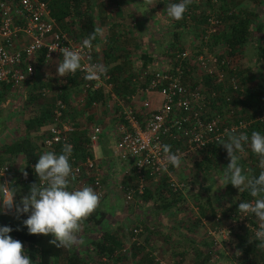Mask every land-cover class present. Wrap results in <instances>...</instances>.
<instances>
[{
    "label": "rangeland",
    "instance_id": "1",
    "mask_svg": "<svg viewBox=\"0 0 264 264\" xmlns=\"http://www.w3.org/2000/svg\"><path fill=\"white\" fill-rule=\"evenodd\" d=\"M178 2L179 0H155V3H149L148 0H88V5L91 7L95 19V29H101L100 34L94 40L98 53L97 61L107 66L108 69L113 67L115 70L117 67L118 71L115 72L118 78L125 75L132 77L139 74L148 65L158 66L163 60L162 58L171 55L169 53L172 49H168L167 45L176 41L175 46L180 45V50L186 49L192 59L198 53H212L217 56L219 53L223 54L221 58L227 62L220 67L222 71L220 90L224 91L230 87L227 84L228 69H233L234 73H232L234 77H237L236 83L239 89H248L243 85L247 84L248 87H252L260 81L261 73H264V54H261L264 51V0H217L216 3L208 0L195 1L199 5L196 14L203 11L204 13L213 12L223 16L236 14L237 16L248 17V36L241 48L229 56L225 54L223 42H211L212 34L204 40L202 37L204 22H192L189 18L180 22L167 16L168 5ZM232 20V18H226L219 29L225 28L227 23ZM57 23L67 36L71 38L81 36L73 21H67L68 24L64 23L63 26L59 22ZM142 52L154 57V60L145 64V67L142 66ZM57 65L58 62L53 59L39 68L36 77L26 87L17 90L0 89V152L4 143L11 142L14 137L21 136L24 132L36 143L41 139L43 135L41 128L24 130L23 121L34 115V104L31 101L27 102L28 94L37 91V87H40L39 90L41 88L42 90L47 89L45 93H53L54 85L51 76L57 73ZM237 68L241 70L238 74L235 73ZM213 71L210 74L214 75ZM249 72L257 74V79L248 80L246 78L245 83H242L241 76L246 73L249 74ZM202 73L205 71L196 67L191 81L198 79ZM215 83L217 82L215 81ZM127 89L128 87L123 89L124 94L128 93ZM230 89L231 94H236L235 90L231 87ZM132 92L130 91V93ZM76 94L75 91L70 95L72 101ZM234 97L242 99V95L236 94ZM107 100L108 104L103 105L104 108L102 105H98L96 109L91 111L97 115L95 118L100 117L104 119V122L107 121L103 124V126L106 125L105 129L110 128L111 119L116 113L114 110L115 103L110 98ZM76 104L77 102H72L70 108L76 109ZM136 105H138V99ZM216 106V103L214 105L211 103L209 109L216 112ZM226 109L228 110L223 114L229 117V122H234L236 117H243L242 120L250 122L255 117L262 124L264 122V119H259L263 109L261 112L260 110L252 112L251 106L243 108L240 103L236 105L227 104ZM82 116L83 114H80L79 118L81 119ZM66 117L70 119L69 115ZM92 122L94 120H87V125ZM247 126L248 124L242 132L248 129ZM253 131L260 132L259 129H253ZM103 135L101 141L104 140V142L109 143L108 140L111 137L108 136V130L107 134ZM248 136L250 137L251 133ZM220 152L222 160L219 165L217 159L208 162L204 157L205 152L191 150L180 155L181 164L179 167L169 164L164 176H161L158 181L149 182L148 184L153 186L159 184L162 177L167 183L168 179L171 178L178 184L177 189L181 192L180 199L166 209L159 210L156 207L161 195L158 194L159 192L155 193V197H153L155 201L151 198L143 200L135 193L131 199L126 200L123 195L125 191L122 183L123 176L119 174L118 169L119 162L114 156H110L112 160L108 158V155L111 154L109 148L105 153L96 150L95 155L99 160V166L103 169L101 178L104 184V194L98 209L105 212V215L97 224H92L91 221L86 220L78 234V237L83 240V244L75 245L71 249L80 255L87 249V254L81 259L87 264H100L102 254L95 251L94 244L89 243V240H96L105 231L117 230L116 228L120 227L119 232L122 233V239L126 240L123 254L128 253L125 264H133V254L129 253L131 241L143 245L146 255L152 258V261L154 260L156 263L158 261V264H233L235 259H239L245 264V255L235 245L237 233L239 234L242 229L246 228L248 232L250 231L248 236L253 245L252 248L256 252L264 249V247L258 246L260 242L255 239V231L253 230L258 229L260 221L254 214H248L242 217L240 224H232V220L226 214L227 211L222 213L226 206L237 201L239 190L231 183L223 186L224 170L230 161L226 149ZM243 154L244 152L237 153L238 163L241 166L243 165L241 158ZM0 156L1 161H9L13 167L15 164L17 165L21 157L17 155L7 156L5 153H0ZM244 165L242 166L243 169ZM11 187L16 190L15 201L17 204L21 197L29 194L27 187L18 181L14 182ZM206 200L217 201V207L221 212L217 213L216 220L210 221L200 213L198 203L205 205ZM252 201L254 199L249 202ZM23 214L27 218L30 212ZM3 215L5 214L1 216ZM240 215H242L241 212ZM1 220L2 217H0ZM193 222L196 224L191 225ZM249 226H253V228ZM135 228H139V230L134 231ZM86 256L88 258H85ZM57 264H65V262L59 260ZM101 264L103 263L101 262Z\"/></svg>",
    "mask_w": 264,
    "mask_h": 264
},
{
    "label": "built area",
    "instance_id": "2",
    "mask_svg": "<svg viewBox=\"0 0 264 264\" xmlns=\"http://www.w3.org/2000/svg\"><path fill=\"white\" fill-rule=\"evenodd\" d=\"M211 2L216 3L217 0ZM220 25L221 19L217 14L209 12L202 27L204 40L217 32ZM85 38L81 36L71 38L59 28L57 21L51 15L48 0H0V84H7L10 90L26 87L36 77L39 68L53 59L58 64L62 61L60 49L67 47L80 50ZM92 43L91 49H84L82 52L84 67L89 63H99L96 58L97 48L94 42ZM39 57L42 65L37 66ZM162 59L158 66L148 65L139 74L131 77V81L137 84L134 92L130 93L127 99L115 93L108 72L99 80L90 81L85 79V71H77V76L81 78L77 91L75 90L79 100L85 96L88 89H100L105 106L108 104V98L115 103L116 113L111 119L112 125L108 132L111 139L106 143L110 146L112 156L119 162V174L134 180V186L125 188L123 192L126 200L131 199L133 193L141 194L144 186L149 182L158 181L167 173L169 164L162 150L163 145L175 142L171 148L172 152L184 155L191 150H200L212 141L222 140L226 129H235L237 134L241 133L250 122L238 119L234 122L220 123L218 113L209 109L212 102L209 99L213 97L214 92L205 94L201 87L191 86L183 78L182 60L190 59L199 70L207 73L214 70L215 81L220 83L222 81L220 67L227 61L212 53H198L192 59L186 49L175 51L173 57L169 55ZM69 76H54L55 98L51 109V121L39 140V149H37L39 156L46 151L57 153V148H62L65 143L73 147L69 137L74 126L63 113L66 105L60 96L64 85L69 86L67 82ZM227 84L233 90L237 88L233 73L227 77ZM149 90H157L161 94V101L154 110H149L148 100L145 97ZM43 92H47V89H43ZM102 99L91 101V111L101 104ZM137 99L138 105H136ZM259 119H264V111L261 112ZM105 128L106 125L96 122L87 125L86 136L91 155L86 154L81 157L78 152H72L70 163L73 174L70 177V189L89 185L101 197L103 196L104 184L101 178L103 169L99 166V160L95 155V146L100 136L104 134ZM105 133L107 134V131ZM182 147L184 149H181ZM17 156L21 157L14 167L9 161H0V202L12 195L11 186L14 182L18 181L26 185L31 175H35L36 161L27 159L22 153ZM40 183L37 176V185ZM168 184L172 189L178 186L171 178L168 179ZM0 212L8 215L13 214L15 209L14 206L10 210L3 209L0 204ZM244 216L242 213L233 218L232 224H240ZM249 227L253 228V226ZM137 230L139 228L134 229ZM102 260H105L104 256ZM233 264L243 263L235 259Z\"/></svg>",
    "mask_w": 264,
    "mask_h": 264
},
{
    "label": "trees",
    "instance_id": "3",
    "mask_svg": "<svg viewBox=\"0 0 264 264\" xmlns=\"http://www.w3.org/2000/svg\"><path fill=\"white\" fill-rule=\"evenodd\" d=\"M208 1L211 2V0ZM194 3L195 2H192L188 6V10L184 13L183 18L177 21L184 22L185 18H189L192 22L203 23L206 21L208 13H204L203 11H201L199 12V14H196V9L199 5L198 3ZM48 5L51 15L57 22L61 24V26H63L64 23L68 24L67 21H73V24H75V26L78 28L81 37H88L89 34L94 32L95 19L93 18V13L91 11L90 5H88V0H48ZM217 16L221 19V25L226 18H232L233 20L231 22H228L225 28L221 30L218 29L219 31L213 33L210 37L211 42H223L225 54L228 56L232 55L241 48L242 44L245 42L248 36V17L244 15L237 16L236 14H227L226 16L217 14ZM175 42L176 41H172L170 45H167L168 49H172L169 53L171 54V57H173L174 52L176 50H180L181 47L180 45H177L179 47L175 46ZM261 54L263 55L264 51L261 52ZM218 55L219 58L223 57V54L221 53H219ZM141 57L143 67H145V64L154 60V57H152V55H149L145 52L141 53ZM40 65H42V60L39 57L37 66ZM182 68L183 78L185 81L189 82L191 86H202L200 89L205 94H209L211 91L214 92L213 97L209 99V97L207 96V99H209V101H212V105H214V103L217 104L215 109L216 113H218V115L220 116V123H228L230 120L228 119V116H224L223 114L226 110H228L226 109L227 104L236 105L240 103L243 108L251 106L252 112H256L258 110H260L261 112L262 109L264 111V73H261L260 81L252 85V87H248L247 84H244L243 87H247L248 89H239L238 87L235 89L237 95H242L241 99L239 97L235 98L234 96L236 94H231L230 87H228L227 90L224 91L220 90L221 85L220 83H215L213 74L205 72L202 73L198 79L191 81L193 75L195 74L196 67L190 61V59L182 60ZM108 70L109 71L107 72L110 74V80L112 82L113 90L116 94L122 96V98L127 99L130 91L132 92V90L135 89V84L137 83L131 81V75H125L124 77L118 78V75L115 72L118 71L117 67L115 70L113 67ZM232 70L233 69L227 70V73L229 72L227 74L228 76L233 72ZM240 72L241 70L238 68L235 70L236 74ZM55 75H57V73H55L54 76ZM54 76H51L53 82L55 80ZM235 78L237 82V77L235 76ZM246 78L248 80L257 79V74L255 75L254 72H249V74L246 73L244 76H241L242 83H245ZM80 81L81 78L77 76V72L74 75L69 76L67 78L69 86L67 87L66 85H64L60 96L66 105V108L63 109V113L65 114V116H70V119L68 121L74 126V130L69 137V139L73 143V151L75 153L78 152V154L82 157L86 154L91 155V148L88 146V140L86 136L87 120H94V122L100 125H103L105 123L104 119L100 117L94 118L92 114L93 112H91V101L103 98V93L100 89H88L85 96L81 100L78 99V94H76L75 99L72 101L70 95H72V93H75V90L77 91L76 88H78ZM127 87L128 93L126 92L124 94V90ZM2 88L9 89V86L2 83L0 84V89ZM39 88L40 87H37V91L30 92L28 94L27 102L31 101V103L34 104H32L34 106V115L25 119L23 121V124L25 131L41 128L44 133L47 124L51 121V109L55 97L52 92L44 93L42 88L41 90H39ZM145 97L148 100L149 110H154L161 101V94L157 90L147 91ZM74 101L77 102V108L74 109L73 107L72 110L70 107L72 102L74 103ZM102 101L103 99L101 100L100 105L103 106L104 102ZM114 110L116 111V109ZM80 114H83L81 119L79 118ZM238 119H243V117H236L233 121H237ZM247 127L248 129H245L242 133H246L247 135H249L253 132V129H259L260 133L264 135V125L261 121L255 119V117ZM222 140H226V137ZM220 141L221 140L212 141L208 144V146L200 149L201 152L206 153L204 157L208 162L217 159V162H219L220 165V161L222 160L220 151L225 149L223 145L219 144ZM39 143V141L37 143L35 141H32L28 134L24 132V134H22L21 136L14 137L11 142L4 143V145H2L1 147L0 153H5L7 156H14L22 153L27 159L37 162L39 157V153L37 151V149H39ZM173 143L171 142L172 145ZM168 144L171 145L170 143ZM57 149V154H60L62 148L59 147ZM244 149V154L241 158L243 160V165L245 164V172L258 176L260 171L262 170L259 165H257V162H259L260 158L251 151L250 145L246 146L245 144ZM34 183H37L36 174L31 175L29 183L26 185L24 184V186L29 190L30 186ZM122 183L124 185V188L134 186V180L129 176L122 177ZM155 193L161 194L159 200L157 201V203H159H156V207L159 210L166 209L181 198L180 190L177 188L172 189V187L169 186V184L163 177L161 182L157 185L150 186L148 184L144 186L142 193L138 196H140V198L143 200H146L148 198H151L153 200V197H155ZM135 195L137 194L135 193ZM251 199L253 200L256 198L252 197L248 190H240L237 201L226 206L222 213L227 211L226 214L229 215V219L232 220L233 218L240 215V211L237 208L238 204L240 202H249ZM153 201H155V199ZM217 205V201L215 200H206L205 205L203 203H198V208L200 210V213L205 218L213 221V219H217V213L221 212V210L218 209ZM152 208L154 209L153 206ZM13 214V218L5 217L4 219H2L0 225L1 227L9 226L13 229L9 233V235L13 239H18L23 243L25 252L28 254L30 259L33 260V264H57L59 260H64L65 264H77L79 262V259H81L82 257L84 258V256L87 254V249L84 251V253H82V255H80L78 253H75L76 251L71 249L72 247L69 249L56 248L49 243L51 236L29 234L26 226L23 225V220L26 219L24 214L20 213L18 217L16 211ZM104 215L105 212L97 209L87 220L91 221L92 224H97L101 222V220L104 218ZM192 224L196 223L193 222L191 223V225ZM119 228L120 227H117V230L105 231L103 235L96 240H89V243L94 244L95 251L102 254L101 257L104 256L105 258V260L100 261V264L101 262L103 264H125V260H127L126 255H128V253L123 254V252L125 251L124 246L126 244V240L122 239V233L121 231L119 232ZM249 232L246 228H244L239 234L237 233V241L235 242V245L238 246L241 250L240 252L245 255V264H264V249L256 252V250L252 248L253 245L248 236ZM143 248V245L137 243L136 241H131L129 253L133 254V264H158V261L156 263L154 260L152 261V258L146 255V252L143 250ZM85 258H88V256H86Z\"/></svg>",
    "mask_w": 264,
    "mask_h": 264
},
{
    "label": "clouds",
    "instance_id": "4",
    "mask_svg": "<svg viewBox=\"0 0 264 264\" xmlns=\"http://www.w3.org/2000/svg\"><path fill=\"white\" fill-rule=\"evenodd\" d=\"M155 3V0H148ZM192 0H179L178 3H170L167 7V16L173 20H180L188 10ZM101 29L96 28L82 41L80 50L70 48L60 49L62 61L57 65V75L60 77L75 74L78 70L85 71V79L94 81L108 71L107 66L99 63H89L87 67L82 65L84 49H91L93 41L100 34ZM56 50V49H51ZM31 71V69H30ZM29 71V72H30ZM226 140L219 144L226 149L229 163L224 170L223 186L231 183L240 190H248L256 199L252 202H240L238 210L245 216L254 214L260 221L255 231V239L259 247H264V135L259 131H253L249 137L246 133L237 134L236 130H225ZM249 144L251 151L259 159V167L262 169L259 175L246 173L239 165L237 153L244 152V145ZM168 164L179 167L181 156L178 152H172L171 145H163ZM73 152L71 144L65 143L61 153L46 151L39 156L34 165V172L41 183L30 186L29 194L21 197L19 203L15 201V189H11L12 195L0 202L3 209H12L15 205L17 217L20 213H29L23 225L29 234L51 236L49 243L56 248L69 249L75 245L83 244L78 237L84 222L100 207L101 196L92 186L84 185L70 189L73 169L70 157ZM27 175V173H25ZM13 229L9 226L0 227V264H33L25 252L23 243L13 239L9 233Z\"/></svg>",
    "mask_w": 264,
    "mask_h": 264
},
{
    "label": "crops",
    "instance_id": "5",
    "mask_svg": "<svg viewBox=\"0 0 264 264\" xmlns=\"http://www.w3.org/2000/svg\"><path fill=\"white\" fill-rule=\"evenodd\" d=\"M135 3H136V1H135ZM93 114V116H94V118L97 116L95 113H92ZM104 123H107V121H105ZM112 125V124H111ZM111 125H110V127H111ZM108 130V132H109V130H110V128H108V129H106L105 130V132ZM104 132V134L106 135V133ZM104 135H102V136H100V138H99V141H98V143L96 144V146H95V152H96V150H98V151H101V152H107V150H108V148H109V152L111 153V151H110V146L106 143V141L104 142V140H102L101 141V138L103 137ZM105 138V137H104ZM109 146V147H108ZM96 154V153H95ZM112 157V154H110V155H108V158H110L111 159V157ZM106 157V156H105ZM107 158V157H106ZM108 158H107V160H108ZM112 160V159H111ZM108 162V161H107ZM111 163V162H110ZM118 169H120V165H119V168ZM1 213V212H0ZM3 214V213H2ZM1 214V215H2ZM0 215V217H2V219H4L5 217L4 216H6V218H13V216H14V214H11V215H3V216H1ZM2 221V220H1ZM0 221V222H1ZM0 227H1V225H0ZM86 246V245H85ZM87 247V246H86ZM77 264H87V262H85L83 259H79V262L77 263Z\"/></svg>",
    "mask_w": 264,
    "mask_h": 264
}]
</instances>
